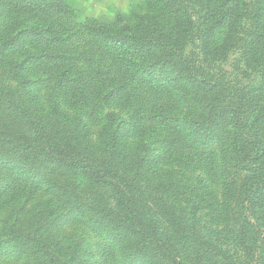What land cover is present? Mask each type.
<instances>
[{"label": "rangeland", "instance_id": "rangeland-1", "mask_svg": "<svg viewBox=\"0 0 264 264\" xmlns=\"http://www.w3.org/2000/svg\"><path fill=\"white\" fill-rule=\"evenodd\" d=\"M139 1L0 0V35L12 39L11 48L4 47L3 55H0V87L15 93V98L21 97L31 114L38 116L35 118L53 125L58 133L70 125V129L82 137L87 135L83 126L86 124L94 140L89 144L94 145L103 158L107 157L103 150L111 131L120 135L126 145L122 147L124 163L117 166L141 186L146 202L150 196L162 197L168 206L181 214L190 216L196 207L198 216L210 219L206 203L215 202L217 197H211L207 186L216 183L219 175H207L203 167L195 170L185 160L202 151H213L217 158L221 156L222 148L230 153L233 135L229 127L217 121L210 133L205 127L194 132L184 122L188 111L173 97L177 90L169 78L176 73L172 70L161 72V66H154L148 74L141 75L154 86L168 89L158 98L154 97V101L163 103L154 113L159 116L154 123L142 119L143 113L134 114L128 110V105L134 109L137 105L131 103L126 91L116 97L111 94V84L101 87L97 83V78L105 76L108 69V77L117 72L112 65L114 49L101 42L98 36L95 38L94 29L103 25L113 32L126 28L127 33L141 31L148 21L140 19L146 9L142 4L137 5ZM216 1L193 2L187 8L189 21L185 26L201 21L206 2L213 5ZM258 4L262 8L264 28V0L232 2L239 11L245 9L247 13L253 7L256 12L260 8ZM255 12H250L248 19L237 22L238 32L234 36H229L227 25L214 29L207 46V70L234 89L250 93L264 110V57L248 52L250 41L256 37L251 20ZM156 23L170 25L172 20L162 18ZM203 43L197 34L183 38L177 53L183 57L203 56ZM44 56L47 58L43 59ZM125 57L137 61L132 52L125 53ZM65 75L74 80L66 77L65 85L57 88V78ZM84 80L91 84L84 91L98 95L94 98L98 101L95 111L77 100L78 87ZM149 100V96H144L143 104H140L142 110L146 109ZM8 112L0 108V138L8 136L3 130L7 129V122L13 127L14 135L28 139L35 135V128L28 121L19 115L9 117ZM114 112L120 118L116 117L115 125L110 128L106 115ZM76 124L77 128L71 126ZM261 125L264 137V119ZM187 145L190 147L183 151ZM178 153H181V159H178ZM226 171H230L226 177L228 181L240 182L241 172L229 168ZM9 179L10 187L4 189ZM158 186L161 187L155 189ZM217 195L228 205L233 202L230 194L223 197L225 199L219 192ZM115 204L113 191L107 184L94 182L84 172L59 165L47 156L26 157L20 149L1 144L0 264H101L102 251L107 247L115 251L121 264H147L139 255L133 254V244L129 245L122 237L123 229L117 230L105 218L107 211L116 209Z\"/></svg>", "mask_w": 264, "mask_h": 264}, {"label": "trees", "instance_id": "trees-1", "mask_svg": "<svg viewBox=\"0 0 264 264\" xmlns=\"http://www.w3.org/2000/svg\"><path fill=\"white\" fill-rule=\"evenodd\" d=\"M195 1L140 0L137 5L142 4L146 9L140 19L148 21L143 31L127 33L126 28L113 32L103 25H98L93 36H98L101 42L114 49L115 53L111 52L112 65H115L117 72L108 77V69L105 76L97 78V83L99 82L101 87L111 84L113 92L110 89L108 91L116 97H121L126 91L131 103L137 105L135 109L128 105V110L134 111V114L143 113L141 118L146 119L148 123L156 121L159 116L154 113L158 112L163 103L154 101V97L158 98L164 91L168 92V89L154 86L152 82L142 79L141 75L148 74L154 66H161V72L172 70L176 73L174 77L169 78L177 90L173 97L188 111L184 122L194 132H199L205 127L206 132L210 133L217 121L232 131L230 153L222 148L221 156L217 158L213 151H202L185 160L195 170L203 167L205 174L213 177L217 173L219 175L216 183L207 186L211 197H217L215 202L206 203L210 219L198 216L196 207H193L190 216L181 214L179 210L168 206L162 197L150 196L146 202L141 186L129 179L123 169L119 171L117 166L124 163L122 147L126 145L122 143L123 138L120 135L116 136L111 131L103 150L107 157L103 158L95 146L89 144V141L94 140L86 124L83 126L86 128L84 134L87 135L82 137L70 129V125L61 128L58 133L53 125H47L35 118L38 116L31 114L21 97L15 98V93L2 87L0 108L9 110L6 113L9 117L19 115L28 121L31 127L35 128V135L29 139L14 135L13 127L7 122V129L3 130L8 136L5 139L0 138V145H7L14 150L20 149L26 157L32 156L34 159L42 155L47 156L59 165L84 172L94 182L111 187L116 209L107 211L105 218H108L117 230L123 229L122 237L129 245L133 244V254L139 255L147 264H264V137L261 125L264 110L250 93L234 89L231 84L207 70V46L214 29L227 25L229 36H234L238 32L237 22L242 18L248 19L250 12H255L256 8L253 7L252 11L247 13L245 9L239 11L232 5L234 0H217L213 5L206 2V12L201 15V21L186 27L189 21L186 17L187 8ZM179 6L183 9H179ZM259 7L251 19L256 37L250 41L248 52H256L255 54L264 57V28L261 23L262 8L260 5ZM171 16L173 17L170 18ZM162 18L171 19L172 24L155 25ZM92 28L90 27L91 30ZM191 28H195V31H191ZM196 34L204 41L201 45L203 56L192 54L183 57L177 53L180 41ZM11 40L9 36L0 35V55H3L4 47L11 48ZM127 52L134 53L137 61L127 59ZM167 64L169 65L166 67ZM164 67L166 68L163 69ZM66 77L71 76L57 78V88L65 85ZM119 77L121 79H118ZM133 82L136 84H132ZM90 85L87 80L81 83L77 100L79 104L90 106V109L94 110L98 103L94 98L98 95L84 91ZM146 95L150 97V102L148 101V106L142 110L140 104H143ZM106 117L107 126L113 128L114 119L119 117L118 114L109 113ZM122 123L121 120L120 126ZM71 126L78 127L77 124ZM188 147L190 146L187 145L183 151ZM177 156L178 159L182 158L181 153ZM227 168L242 173L240 182L226 179L230 173L226 171ZM10 180L4 189L10 187ZM218 192L222 199H225L223 197L227 194L231 195V206L219 199ZM115 234L118 235L117 231ZM106 249L102 251L101 264H121L115 251L110 247Z\"/></svg>", "mask_w": 264, "mask_h": 264}]
</instances>
